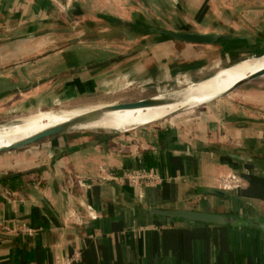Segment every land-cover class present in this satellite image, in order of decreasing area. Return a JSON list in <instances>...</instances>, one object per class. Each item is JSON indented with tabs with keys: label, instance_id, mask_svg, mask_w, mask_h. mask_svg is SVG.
Here are the masks:
<instances>
[{
	"label": "crops",
	"instance_id": "crops-1",
	"mask_svg": "<svg viewBox=\"0 0 264 264\" xmlns=\"http://www.w3.org/2000/svg\"><path fill=\"white\" fill-rule=\"evenodd\" d=\"M180 2L190 28L179 21L177 30L226 37L203 43L133 35L132 23L150 25L136 14L138 0H0V116L199 80L264 51V0ZM101 14L131 35L80 41L55 32L69 16L84 29ZM135 168H152L162 181L121 176ZM228 172L239 181L223 188ZM152 208L264 219V88L245 86L157 122L69 129L0 151L2 264H264V230L171 219Z\"/></svg>",
	"mask_w": 264,
	"mask_h": 264
},
{
	"label": "bare ground",
	"instance_id": "bare-ground-1",
	"mask_svg": "<svg viewBox=\"0 0 264 264\" xmlns=\"http://www.w3.org/2000/svg\"><path fill=\"white\" fill-rule=\"evenodd\" d=\"M260 56H264V52L251 57ZM259 69H264V58H255L250 62L233 65L218 73L214 71L212 74L188 83L179 89L153 95L154 98L163 100L162 103L119 108L120 110H117L118 108L105 110L95 108L90 110L91 112L94 111L92 115L75 122L70 129L86 131H94L98 128L106 130L124 129L130 125L157 120L180 109L189 108L219 97L233 83ZM82 111L69 110L62 111L57 115L23 117L17 121L2 124L0 125V148L16 143L42 129L69 121L72 117L89 112Z\"/></svg>",
	"mask_w": 264,
	"mask_h": 264
},
{
	"label": "rangeland",
	"instance_id": "rangeland-1",
	"mask_svg": "<svg viewBox=\"0 0 264 264\" xmlns=\"http://www.w3.org/2000/svg\"><path fill=\"white\" fill-rule=\"evenodd\" d=\"M146 1H149V4H147ZM223 2L227 3V0H222ZM139 5H137L136 7H138L139 9L136 11V14L139 13V15H141L142 18V22L144 23H148L151 26L154 27H160V28H167V29H176L178 28L177 25L181 22V26L187 28L189 26H184L183 22L185 24L188 23V14L186 13L184 10V6L183 4L180 2V0H138ZM143 6V7H142ZM144 13H141L140 11H142ZM100 18H97V20H93V19H87L85 24H87V26L83 29V27H81L84 22H78L77 19L72 18L71 16L68 17V21H63L60 20L57 23V27L55 32H60L61 34H66V35H70V37L75 40L77 39H81L80 41H84L86 40V38H89L90 36L93 35H117V36H122V35H131V31L125 26V24L120 25L119 22L113 18H110V16H107L105 14H101V15H97ZM120 19V18H118ZM139 20V19H138ZM180 21V22H179ZM179 22V23H177ZM79 24H81L80 26H78ZM88 24L91 26L89 27ZM56 25V23H55ZM93 25L96 28H93ZM56 27V26H55ZM80 27V28H77ZM183 27H179L180 30L183 29ZM190 28V27H189ZM193 28H196L195 25H193ZM184 30V29H183ZM63 31L69 32V33H64ZM141 35L138 33H133V35ZM156 35V34H155ZM160 36L162 34H159ZM154 37V36H153ZM51 46V44H48L47 46L44 45L43 46V51L48 50L49 47ZM122 48H124L122 46ZM262 52H257V53H247L245 54L242 58L231 62L230 64L224 65V66H220L215 70V73L221 72L225 69H228L230 66L233 65H238V64H242V63H246V62H250L253 61L255 58L256 59H261L264 58V56H260V57H251L252 55H260ZM249 57V58H248ZM23 73H28V70L26 68L23 67V69H21ZM197 81V79H191V80H171V81H164L161 82L159 84L155 83L153 85L150 86V88L148 90H140V89H136V90H129L128 92L119 95L120 97H118V99L112 100V101H105V99H102L101 97H86V98H82L79 99L77 101H75L74 103L70 102V103H61V102H55L54 104L50 105L49 107H42L40 109L31 111L29 113H26L24 115H5V116H0V125L2 124H6V123H10V122H14L17 121L23 117H37V116H45V115H57L60 114L62 111H69V110H78V111H82L84 112L86 111H90L93 109H104V103H108V102H116V101H126V100H133V99H137L140 97H149L152 95H155L157 93H162V92H170L173 91L175 89H179L180 87L185 86L188 83L191 82H195ZM245 86H250V88L253 89V87L256 88H264V73H261L255 77H252L250 79H247L246 81L240 83L239 85H237L233 90H231L230 92L224 94V95H228L229 93H231L232 91L236 90V89H241L244 88ZM222 95V96H224ZM221 97V96H219ZM206 103H209V101L194 105L192 107L189 108H184V109H180L176 112H173L171 114L165 115L164 117L157 119V120H153L150 122H145V123H140V124H134V125H130V126H139V125H143L146 123H152V122H157L158 120H162L165 117H169V116H173V115H181V114H185V113H190V111L197 109L199 107H201L202 105H205ZM81 107V108H80ZM84 107V108H83ZM105 110V109H104ZM120 110V109H117ZM128 126V127H130ZM69 130V129H67ZM97 130H105V129H100L98 128ZM111 130H120V129H111ZM66 131V130H65ZM75 131L78 132H89L86 130H80L77 129ZM60 133V132H57ZM55 133V134H57ZM53 134V135H55ZM51 135L49 136H45L42 137L32 143L35 142H41L47 138H49ZM30 144V143H29Z\"/></svg>",
	"mask_w": 264,
	"mask_h": 264
},
{
	"label": "water",
	"instance_id": "water-1",
	"mask_svg": "<svg viewBox=\"0 0 264 264\" xmlns=\"http://www.w3.org/2000/svg\"><path fill=\"white\" fill-rule=\"evenodd\" d=\"M151 30H153L158 35L159 33L160 34L164 33L169 35L170 37H174L179 40L203 42V43L217 42L223 39L224 37H226V35L223 34L214 33V32H204V31L177 30V29H167L160 27H154ZM261 73H264V69H259L257 71L250 73L249 75H247V77L239 79L238 81L233 83V85H231V87H229L225 92L221 93V96L233 90L240 83L246 81L247 79L255 77ZM162 102L163 100L154 98L152 95L149 97H140L133 100L104 103L105 104L104 109L132 108V107L147 106ZM93 112L89 111L77 115L75 117H72L69 121L42 129L28 137L21 139L16 143H12L5 147L0 148V151L23 146L32 143L42 137L53 135L57 132H62L67 129H70L72 124L89 117L90 115H92ZM207 190L214 193H221V194L225 193L223 189L217 187H208ZM152 211L155 214L162 215L164 217H169L171 219L209 222V223H217V224H222V223L235 224L237 222H240V223H244L246 226H255L261 230H264V219L261 218H243V217H237L236 215H229V214L226 215V214H221L206 210L180 209V208H175V209L152 208Z\"/></svg>",
	"mask_w": 264,
	"mask_h": 264
},
{
	"label": "built area",
	"instance_id": "built-area-1",
	"mask_svg": "<svg viewBox=\"0 0 264 264\" xmlns=\"http://www.w3.org/2000/svg\"><path fill=\"white\" fill-rule=\"evenodd\" d=\"M126 181L134 184L141 182L157 183L161 182L162 178L152 168L150 169H126L121 175ZM239 177L235 172H228L221 175L220 185L223 188L235 187L238 184Z\"/></svg>",
	"mask_w": 264,
	"mask_h": 264
},
{
	"label": "trees",
	"instance_id": "trees-1",
	"mask_svg": "<svg viewBox=\"0 0 264 264\" xmlns=\"http://www.w3.org/2000/svg\"><path fill=\"white\" fill-rule=\"evenodd\" d=\"M132 24H133L132 28L134 29L135 33H139V34H142V33L156 34L153 30H151V29L154 28V26L140 24V23H137V22H134ZM161 34L164 35V36H169V35L164 34V33H161Z\"/></svg>",
	"mask_w": 264,
	"mask_h": 264
}]
</instances>
